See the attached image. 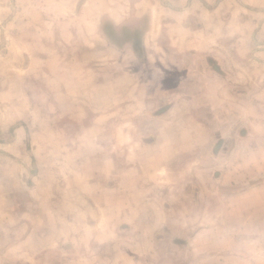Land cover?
<instances>
[{
  "label": "rangeland",
  "instance_id": "rangeland-1",
  "mask_svg": "<svg viewBox=\"0 0 264 264\" xmlns=\"http://www.w3.org/2000/svg\"><path fill=\"white\" fill-rule=\"evenodd\" d=\"M262 224V0H0V264H237Z\"/></svg>",
  "mask_w": 264,
  "mask_h": 264
},
{
  "label": "clouds",
  "instance_id": "clouds-1",
  "mask_svg": "<svg viewBox=\"0 0 264 264\" xmlns=\"http://www.w3.org/2000/svg\"><path fill=\"white\" fill-rule=\"evenodd\" d=\"M264 3V0H262ZM261 242L258 249L250 248L246 258L238 261L237 264H264V224L260 226Z\"/></svg>",
  "mask_w": 264,
  "mask_h": 264
}]
</instances>
